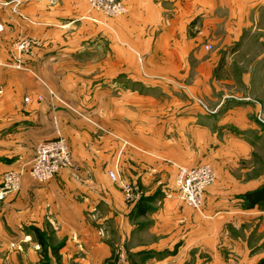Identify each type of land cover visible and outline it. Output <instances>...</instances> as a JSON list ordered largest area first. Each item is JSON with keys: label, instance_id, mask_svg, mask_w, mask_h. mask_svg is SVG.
I'll list each match as a JSON object with an SVG mask.
<instances>
[{"label": "crops", "instance_id": "0c3cea01", "mask_svg": "<svg viewBox=\"0 0 264 264\" xmlns=\"http://www.w3.org/2000/svg\"><path fill=\"white\" fill-rule=\"evenodd\" d=\"M19 1L20 16L0 7V182L55 138L54 119L72 166L45 183L22 177L0 210V264H258L264 209L245 208L243 197L264 186V125L255 119L264 94L262 105L241 95L214 102L216 63L199 43L237 42L242 87L264 90V0H123L117 18L86 0ZM18 41L29 43L22 57L32 73L7 66ZM187 76L215 113L172 90L169 81ZM202 164L216 175L205 220L175 185L177 166ZM110 170L140 186L141 206L124 200Z\"/></svg>", "mask_w": 264, "mask_h": 264}, {"label": "built area", "instance_id": "2783aa9c", "mask_svg": "<svg viewBox=\"0 0 264 264\" xmlns=\"http://www.w3.org/2000/svg\"><path fill=\"white\" fill-rule=\"evenodd\" d=\"M10 3H13L12 11L19 15L17 9L20 2L12 1ZM10 3L0 2V7L5 8L9 6ZM86 3L90 10L99 12L106 17H119L127 13L123 0H86ZM28 45L29 43L27 41H21L15 44L13 67L17 70L32 73L30 70H26L21 62V57L26 52ZM205 49L209 50L210 46H205ZM34 77L36 76L34 75ZM46 89L48 93L54 97L53 92L47 87ZM37 101H42V96H37ZM25 102H29V99L26 98ZM256 120L264 124L260 113L256 116ZM53 122L56 135L55 138L37 144L33 158L25 167L15 171L5 172L2 175L0 182V210L6 199L19 190L21 179L24 175H27L35 182L45 183L51 180L61 170L68 169L71 166V154L68 144L61 136L55 119ZM177 171L175 185L179 199L186 206L201 213L204 193L215 181L213 169L208 164H202L196 167L177 166ZM108 177L118 186L127 203H134L141 199L142 192L139 186L123 180L119 176L117 170L108 171ZM119 259L124 260L123 250H120Z\"/></svg>", "mask_w": 264, "mask_h": 264}, {"label": "rangeland", "instance_id": "374dc122", "mask_svg": "<svg viewBox=\"0 0 264 264\" xmlns=\"http://www.w3.org/2000/svg\"><path fill=\"white\" fill-rule=\"evenodd\" d=\"M12 1H19V0H12ZM12 1H7V2L10 3ZM19 2L21 4V1H19ZM9 5H12L13 6V3H10ZM8 8H10V7H8ZM10 10H11V12L13 14H16V13H14L12 11V8ZM16 15L17 16H20V14L19 15L16 14ZM119 17H121V16H119ZM105 18H117V17H106L105 16ZM18 42H20V41H18ZM18 42H16V43H18ZM16 43H14L12 45L14 51H15L14 46H15ZM199 44H200V48L204 52L205 56H208L207 58L213 57L214 58V62L216 63V69H215V73H214L215 78H216V88L214 89L212 87L210 89V94H209L210 97L209 98L213 99L214 102H216L217 99L218 98H221V97H223V98L233 97L235 99H238L239 96L241 95V96L246 97L244 99L250 101L251 103H254L256 105H260V104L262 105V102H261V100L258 97L259 96H262L261 95L262 93L264 94V90H262V89H255V90L252 89L251 90V89H245V88L242 87V83L240 81V77L242 76L243 72L239 71V70H241L239 64L244 63L243 62L244 59L239 56L238 50H236L237 49V42H235V44H234L235 46H232L230 48L229 47H225L224 48V46L222 45L223 44L222 41H217L215 43H211L210 40H203ZM205 46H210V49L209 50H206L205 49ZM21 58H22L21 59V62L23 63V57H21ZM136 58H137V61H138V64L139 65H142L144 63V60L146 59V58H143L139 54L136 55ZM250 60H252V62L255 61L254 60V57L247 58V60H245V62L247 61L246 64H249L250 63ZM262 60L264 61V58L263 59H259L258 60V63H261ZM186 61H187V64L188 65L194 64L192 62V58H187ZM13 63L14 62H13V58H12L11 62L8 63L7 66L10 67V68L15 69L13 67ZM151 65H152V62H151ZM23 66H24V68L26 70H30V68L27 67L24 63H23ZM153 66L155 67V64H153ZM226 66H230V67H227L225 69ZM15 70H17V69H15ZM19 71H23V70H19ZM25 72H28V71H25ZM152 74H154V75H152L150 78L152 80L156 81V82L162 83V81L164 82V80L165 81H168L165 78H163L162 75H159L158 73H152ZM251 74H249V72H247L246 75L250 76ZM142 75L144 77H146V74L142 73ZM36 79H38V77H36ZM226 79L227 80L230 79L231 82L229 83V82L225 81ZM38 80L41 81L40 79H38ZM171 81H169V82L172 84V87L174 88V89H172L173 91L177 92L180 96L185 97V98H188L190 101H192L193 103L197 104L201 108V110H203L205 112V114L212 115L211 113H215V110H214L215 107L213 105L214 103H211L210 100L209 101L206 100V99L203 100V98L199 97L194 92V90L190 88L191 82H190V78H188V76L187 77H184V80H171ZM42 84H43V82H42ZM45 87H47V86H45ZM49 90L52 91L51 89H49ZM255 92H257L256 94H258V95H256ZM53 95H54V97H52L51 95L50 96L52 98H55L56 99L57 97L54 94V92H53ZM249 95H251V96H249ZM58 103H60L65 110H67V111H69L71 113H74V114H77V115L78 114L80 115V113H83L82 110L77 109L76 107L68 104L65 101H62V100L58 99ZM258 113L261 114V116L263 118V121H264V113L262 111H258ZM258 113L255 114V119H256V116L258 115ZM93 124L94 125H97L95 122H93ZM97 127L99 128V125H97ZM254 164H255L254 159H252V160H250L248 162V166L250 165L252 167V170H251V174L252 175L254 173ZM71 166L68 169H70ZM122 179L125 180L124 178H122ZM215 181H216V175H215ZM215 181H214V183H215ZM214 183L211 186H213ZM211 186H209L208 188H210ZM139 188H140V186H139ZM141 192L144 193L142 189H141ZM205 193H206V191H205ZM205 193H204V201H203L201 213H199V212L196 211L199 214L200 218H202L204 220H205V217H203V216H206L205 215L206 214V212H205L206 211L205 210ZM137 202L138 201H136L134 203H129V204H135ZM236 236H240L238 232L236 233ZM263 243H264V232H263ZM224 252L226 253V250ZM227 253H228V251H227ZM234 258H235V260L239 259V257L237 255L234 256L232 259H234ZM256 260L257 259H255V261L253 263H251V262L250 263L249 262L248 263H242V262L240 263L238 261L237 264H257L256 263Z\"/></svg>", "mask_w": 264, "mask_h": 264}, {"label": "trees", "instance_id": "16d2710c", "mask_svg": "<svg viewBox=\"0 0 264 264\" xmlns=\"http://www.w3.org/2000/svg\"><path fill=\"white\" fill-rule=\"evenodd\" d=\"M245 208L250 209L258 205L264 209V186L254 191L247 192L244 197ZM144 198L140 199L135 205L141 206ZM258 264H264V258H261Z\"/></svg>", "mask_w": 264, "mask_h": 264}]
</instances>
